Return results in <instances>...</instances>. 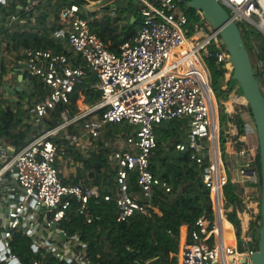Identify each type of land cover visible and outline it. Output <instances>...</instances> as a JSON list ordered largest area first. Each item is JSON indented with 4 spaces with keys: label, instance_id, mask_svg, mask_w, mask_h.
Wrapping results in <instances>:
<instances>
[{
    "label": "built area",
    "instance_id": "obj_1",
    "mask_svg": "<svg viewBox=\"0 0 264 264\" xmlns=\"http://www.w3.org/2000/svg\"><path fill=\"white\" fill-rule=\"evenodd\" d=\"M11 1L0 0V19L2 9ZM218 1L238 25L247 29L254 27L264 34V0ZM139 4L140 29L133 41H125L120 46L119 53L111 51L102 39L92 33L89 20L82 16L88 11V6L78 4L64 6L60 19L69 26L67 42L80 56L81 64H74L65 53H55L46 48L24 50L28 72L42 81L45 90V96L34 105L37 118L47 117L59 104H70L72 95L92 73L101 92L97 104L87 106L73 119H68L63 113L65 123L61 128L82 121L83 134L97 139L108 125L126 122L132 127V133L127 137V147L111 154L116 170L114 195L101 196L92 186L63 184L60 171L55 166L59 149L51 140L59 128L45 132L19 152L0 147V178L12 173L23 191L16 201H12L8 211L9 225L0 236V262L22 264L8 248L7 241L21 227L27 207L44 209L47 216L50 215L48 228L65 218L73 200L80 204L81 213L88 212L91 201L95 204L114 202L119 209L118 222H124L136 213L147 214L154 188L163 186L167 192L171 190L167 183L155 177L150 168L151 156L157 147L155 127L158 124L189 118V143L178 144L177 149L185 151L189 146L193 149L192 159L199 165H203L205 160L201 138L218 143L219 131L215 124L217 99L211 87L206 60L214 56L216 65L224 69L223 88L228 87L234 71L220 30L214 28L212 33H206L202 25L205 20L203 13L195 11L196 20H193L188 0H140ZM210 47H215L216 52L212 53ZM260 86L264 93V82ZM235 90L236 87L231 98L241 107L238 106L233 113L242 115L246 135L257 134L253 120H249L250 112L242 108L249 110V106ZM255 151L259 153V147L239 151L243 162L237 172L242 183H259ZM217 161L216 158L210 162L202 180L211 191L214 208L219 210L229 178L220 172ZM130 172L136 173L138 187L148 202L138 200L131 193ZM239 215L246 222L252 238L256 236V228L261 223V200L245 198ZM219 233L220 228L215 221L200 218L195 228L188 231L178 254V264H248L251 255L258 250L246 248L239 252L221 244H211L213 236ZM56 256L61 257V254ZM234 256L239 257L238 261L232 259Z\"/></svg>",
    "mask_w": 264,
    "mask_h": 264
},
{
    "label": "trees",
    "instance_id": "obj_2",
    "mask_svg": "<svg viewBox=\"0 0 264 264\" xmlns=\"http://www.w3.org/2000/svg\"><path fill=\"white\" fill-rule=\"evenodd\" d=\"M90 1L97 0H71L70 4L85 7ZM104 9L108 11L110 8L108 6ZM138 10L139 8H135L133 11L136 19ZM190 12H192L193 20H196L195 10L190 9ZM82 16L89 18L87 13H83ZM138 24V19L134 22L129 20L125 24L123 40H119L120 34H117L119 20L113 19L109 15H105L101 22L92 20L90 29L108 45L111 51L118 52L119 42L135 38ZM240 28L250 54L251 51L255 54L256 63L254 64L259 67L260 72V69H264V41L261 40L264 39V35L254 27L247 29L242 26ZM254 33L256 36L250 38L249 36ZM206 64L211 78V87L219 103L221 150L224 159H227L228 125L230 121L234 122L242 133L243 121L239 114L230 115L225 105L233 91V80L227 88H223L224 69L216 65L214 56L208 58ZM89 79L83 86L77 88L71 97L70 104H59L47 117L40 118L39 121L34 119L31 123L27 121L32 120V107L23 110V106L18 105L19 108L15 109L0 98V139L8 140L15 147V152H19L41 134L39 130L42 126H45L44 131H50L63 123V113L73 116L77 112V101L82 94L85 96L87 104L96 105L101 92L94 87L95 79L93 77ZM34 84L38 93L43 95L45 90L42 81L35 77ZM1 88L2 82L0 81V94ZM35 123L36 126H34ZM79 124H82V121L71 125L70 131L75 132L73 128ZM189 130V118L164 121L155 127L157 147L151 156L150 168L155 177L163 183H167L171 190L167 192L165 187L156 186L150 201L151 208L147 214L136 213L126 221L118 222L119 209L114 202L102 201L100 204H95L94 201H91L87 213H81V206L77 200L71 202V206L66 210L65 218L59 225L67 234L68 239L77 237L80 240L83 246H78V250L83 253V258L88 264H178L182 227L187 226L190 232L202 217L211 222L215 221L211 191L202 180L205 170L209 167L208 158H205L203 165H199L192 159L193 149L189 146L185 151L177 149L178 144L185 143ZM130 133H132V127L126 122L108 125L107 132L103 137L93 141V144L97 145V149L88 155L81 153L76 145L70 144V141L61 139L60 135L51 137L59 149V157L55 163L59 171L62 157L68 153L75 164L83 163V170L79 169L78 175L73 180L63 178L60 172L63 184L87 186V180L90 178L91 183L98 189L101 196L114 195L116 171L109 159V153L113 150L107 148L106 143L107 140L112 142L117 134L125 137ZM255 161L259 172V197L261 198L259 153ZM129 175L131 193L138 200L146 202L147 200L143 198L138 187L136 173L130 172ZM224 193L228 206L235 205L238 198L237 187L229 182L224 188ZM228 218L237 231L239 252H243L242 222L237 218L234 210L228 212ZM259 218L261 221V215ZM259 227L258 224L257 233ZM254 241L258 248V234ZM10 250L20 258L22 264H36V260L39 259L31 247V240L21 234L14 235L10 243ZM0 264L5 263L0 262ZM45 264L75 263L48 257Z\"/></svg>",
    "mask_w": 264,
    "mask_h": 264
},
{
    "label": "crops",
    "instance_id": "obj_3",
    "mask_svg": "<svg viewBox=\"0 0 264 264\" xmlns=\"http://www.w3.org/2000/svg\"><path fill=\"white\" fill-rule=\"evenodd\" d=\"M70 3L71 0H12L5 7L6 13L2 16V18H5V21L0 22V81L2 82L0 98L3 101H7V104L10 106L12 105L15 109L19 108L18 105H22L23 110L32 107V120L27 121L28 123L33 122L34 119L39 121L40 118H37L34 114V105L37 101L45 96V92L43 95H41L36 90L34 84L35 77H30L31 74L28 72L26 66L24 50L26 48H46L55 53L67 54L73 59V62L76 65L82 63L80 56L74 53V51L68 45L67 37L69 26L60 19V11L64 6H67ZM139 3L140 0L90 1V3L87 5L88 11L86 13L89 15V18L87 19L89 22L92 20H98L101 22L105 15H109L113 19H118L119 28L117 30V34H120L119 40H123V29L129 20L132 22L136 21L137 19L139 20V24L136 28V35L140 29L142 18L140 14ZM108 6L110 9L105 11L104 8ZM133 8H139L137 19L135 17V13L133 12L134 10L130 11ZM133 40H124L123 42H119L118 52L116 53H119L120 46L125 41ZM92 77L95 79L94 87L97 88L96 85L98 80L94 74L90 73V76L87 77L86 81ZM235 87V91L237 92L238 87L233 86V88ZM6 88H10L14 92V95H9ZM233 94L234 93L231 92L229 101L225 103L227 112L230 115H235V112L233 113V111L238 109V106L241 107V105L233 102V99L231 98ZM87 106L91 105L86 103L85 96L82 94L77 101V112L73 116H70L69 113H66L68 119L77 117L87 108ZM239 115L242 118V115ZM248 116L249 120L253 119L251 112ZM64 123L65 120L63 118V123L57 127L59 128V131L52 137L60 135L61 139H66L70 141V144L76 145L77 149L84 155H88L90 152L97 149V145H94L93 141L103 137V134L107 132L106 128L103 131L101 137L94 139L83 134L81 130L82 124H79L77 127L73 128L75 132H72V130L70 131V126L76 123H72L61 128ZM215 124L219 131V141L216 144L212 143L208 139V141L202 140V155H204L206 159L208 158L209 162H212L213 159L217 158L220 172L222 174L225 173L229 178V182L237 187L238 198L235 202V205L228 206L227 198L224 193L223 199L221 201L222 208L220 207L222 210L220 208L219 210L214 208L215 205L213 201L215 223H217L219 226L220 233L213 236L211 241L212 244H221L226 248H231L233 250L237 249L239 251V239L237 237V231L234 224L231 223L228 218V212L234 210L237 218L240 220V222H242L243 225L241 232L243 239V249H255V236L252 238V233L249 232L246 222L240 218L239 212L245 205V198L253 197L260 199L259 183L255 184L249 182H240L237 169L243 162V159L239 155V151L243 148H258V138L253 134L246 135L244 129L241 133L239 127L234 122L230 121L227 128V159H224L220 142L221 126L219 112L216 116ZM36 125L37 124L35 123L34 126ZM44 130L45 126H42L41 130H39L41 134L35 138H38L47 132ZM189 135L190 130L185 139L187 144L189 143ZM118 136L124 138V146H119L117 143H115L116 146H113V143L107 142L106 147L111 148L113 151L126 148V140L129 135L124 137L121 134H117L116 137ZM0 147L10 150L11 152H15V147H13L8 140L0 139ZM113 151L109 153V159L111 162V154ZM257 156L258 153L255 154V160ZM60 164V172L62 177L70 180L76 178L79 169L83 170V163L75 164L69 153L62 157ZM87 181V186H92L98 191V189L91 183L92 180L90 178ZM22 193L23 191L17 184L16 179L12 176V173H7L0 178V236L5 232L9 225V219L7 215L12 201H16ZM49 219L50 215L47 216L44 209L34 208L33 206L27 207L22 218L21 227L19 230L15 231L13 233V237L7 241L8 248L10 249V243L13 240L14 235L21 234L22 236L31 240V247L34 253L39 256V259L36 260V264H45L48 257H54L61 261L74 262L75 264H88L83 258V253L78 250V246H83L80 243V240L77 237L68 239L67 234L63 229H61L59 224L52 228H48L47 220ZM64 234L65 236H63ZM187 234L188 227H182L181 239L186 240ZM250 238L253 240L251 241ZM57 253L61 254V257H57Z\"/></svg>",
    "mask_w": 264,
    "mask_h": 264
},
{
    "label": "water",
    "instance_id": "obj_4",
    "mask_svg": "<svg viewBox=\"0 0 264 264\" xmlns=\"http://www.w3.org/2000/svg\"><path fill=\"white\" fill-rule=\"evenodd\" d=\"M188 6L195 11H201L210 26L220 30L234 66L232 80L238 84L257 129L261 161V223L258 230V250L251 255L248 264H264V93L257 79L259 67L251 59L239 25L218 0H188ZM2 11L5 14L6 8L4 7ZM1 21L4 22L5 18L0 19ZM6 89L9 95H14L10 88Z\"/></svg>",
    "mask_w": 264,
    "mask_h": 264
},
{
    "label": "rangeland",
    "instance_id": "obj_5",
    "mask_svg": "<svg viewBox=\"0 0 264 264\" xmlns=\"http://www.w3.org/2000/svg\"><path fill=\"white\" fill-rule=\"evenodd\" d=\"M134 10V8L133 9H131L130 11H133ZM202 25L204 26V31L206 32V33H212V31L214 30V28L212 27V26H210V24L206 21V20H204L203 22H202ZM239 27H242V25H239ZM241 29V28H240ZM243 34V33H242ZM264 35V34H263ZM256 36V33H254V35H250L249 37L250 38H254ZM244 37V36H243ZM260 38H262V37H260ZM259 38V39H260ZM251 40V39H250ZM262 41H264V39L262 38L261 39ZM209 50L212 52V53H215L216 52V48L215 47H210L209 48ZM250 52V51H249ZM251 59H252V61H253V63H256V58H255V54H254V52L253 51H251ZM257 79L259 80V82H260V84L261 85H263V82H264V69H260V72L257 74ZM233 86H238V84L235 82V81H233ZM238 95H240L241 96V91L239 90V87H238V90H237V92H236ZM244 99H242V101H243ZM216 106V110H217V112H219V103H218V101H217V104L215 105ZM242 108L244 109V111L245 112H249V110L248 109H245V107H243L242 106ZM253 120V119H252ZM252 124H253V126H255V124H254V120L252 121ZM255 128H256V126H255ZM105 134V133H104ZM103 134V135H104ZM252 135V134H251ZM253 135H255V137H257L258 138V136H257V134H253ZM201 140H205V141H208L207 140V138L206 137H203V138H201ZM107 142L108 143H110L111 141L110 140H107ZM111 143H113V146H116V144L115 143H117L119 146H124V138L123 137H116V138H114L113 140H112V142ZM115 144V145H114ZM261 199V198H260ZM185 234V233H184ZM184 234H182V235H184ZM185 236V235H184ZM184 242H185V239H181V245H180V251L182 250V247H183V245H184Z\"/></svg>",
    "mask_w": 264,
    "mask_h": 264
},
{
    "label": "bare ground",
    "instance_id": "obj_6",
    "mask_svg": "<svg viewBox=\"0 0 264 264\" xmlns=\"http://www.w3.org/2000/svg\"><path fill=\"white\" fill-rule=\"evenodd\" d=\"M238 258H239L238 256L232 257V259L235 260V261H238Z\"/></svg>",
    "mask_w": 264,
    "mask_h": 264
}]
</instances>
